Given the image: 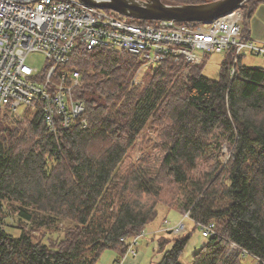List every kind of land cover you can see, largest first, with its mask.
Masks as SVG:
<instances>
[{
  "label": "trees",
  "instance_id": "trees-1",
  "mask_svg": "<svg viewBox=\"0 0 264 264\" xmlns=\"http://www.w3.org/2000/svg\"><path fill=\"white\" fill-rule=\"evenodd\" d=\"M262 3L240 6L246 38ZM234 50L218 79L169 55L137 82L139 55L77 46L67 66L81 72L74 95L85 102L87 127L55 134L41 104L0 117V264H96L106 250L122 260L161 201L179 204L196 225L215 222L191 264H246L245 255L264 264V67L242 53L231 78ZM214 140L229 142L226 162ZM201 161L207 169L197 176ZM13 214L18 235L7 230L17 225ZM189 238L159 237L155 264H181Z\"/></svg>",
  "mask_w": 264,
  "mask_h": 264
},
{
  "label": "built area",
  "instance_id": "built-area-1",
  "mask_svg": "<svg viewBox=\"0 0 264 264\" xmlns=\"http://www.w3.org/2000/svg\"><path fill=\"white\" fill-rule=\"evenodd\" d=\"M130 17L85 0H0V110L15 113L41 104L51 132L87 127L85 102L74 95L81 72L67 66L79 45L137 54L149 66H158L169 55L198 65L210 53L225 55L234 48L231 78L242 53L264 55V42L241 34L245 13L240 6L197 26L187 23L191 21ZM37 52L46 57L43 71L27 62ZM199 226L203 236L216 233L214 221ZM184 230L183 220L176 223V233ZM139 238L132 239L128 253Z\"/></svg>",
  "mask_w": 264,
  "mask_h": 264
},
{
  "label": "rangeland",
  "instance_id": "rangeland-1",
  "mask_svg": "<svg viewBox=\"0 0 264 264\" xmlns=\"http://www.w3.org/2000/svg\"><path fill=\"white\" fill-rule=\"evenodd\" d=\"M128 20L141 21V19H137L134 17L133 18L130 17L128 18ZM244 55H245L243 59L244 63L249 64V65L250 63L256 64V65H264V55H255L249 51H245ZM223 57L224 56L221 53L213 52L209 54L208 58L205 60L204 63L198 64V65L203 66L204 75H206L207 77L211 79H218L220 75V68H221ZM27 62L31 66L38 68L39 71H43L45 64H46V57L43 53H40V52L32 53L28 57ZM148 67L149 65L142 63L136 75L135 81L138 82L141 80L142 74L147 70ZM184 73L188 75L189 70L186 69ZM23 109L24 107H21L19 111L22 112ZM5 113H7V111L0 110V117L2 116L5 117L6 116ZM10 117H14V115ZM6 119H8V117H6ZM213 142H215V145H218L220 147V148H217V151L221 153V160L226 162L231 152V149L228 148V146H230L229 142L225 141L223 143H217L215 140ZM226 143H228V146ZM141 155H142L141 150L137 148L136 156L139 157ZM206 169L207 167H206L205 162L201 161L197 169V176H201L202 173ZM178 205L176 204L174 207L168 208L166 205H164V203H162V201L159 202L158 203V210H159L158 217L156 218V220L153 221V224H151L148 228L144 229L141 232L142 236L139 238L138 245L137 246L134 245L131 251L127 255L136 256L138 252L140 253V250L138 251V248H139V249H142L145 254L142 264H155L162 258L164 254L163 251L161 252L158 251V245H157L158 240L157 239L159 237H162V235L174 237V236H184V235L189 234L190 238L180 258V262L181 264H191L193 254L196 253L198 249L208 241V237L203 236L201 227L198 224L196 225L195 222H193V220L190 218V216L188 217L184 216L185 211L182 210V208ZM12 216L14 220L13 222L15 223L16 221L17 225L9 226V227L7 226V230H9V232L13 234L18 235L20 232V229L18 227V222L16 220L18 217L16 218L17 216L16 214H13ZM182 220L186 223V228H187L186 231L184 230L183 232H181L183 234L181 233L177 234L175 231H173L172 233L168 231V228H170V225L175 226L176 223ZM161 232H164V233H161ZM168 233L170 234L167 235ZM171 245L172 244H168L167 246L170 247ZM231 247H232V244H231ZM106 255H107V251L105 252L103 256V260ZM125 257L126 256H124L123 259H125ZM122 260H118L117 258L115 263L122 264L123 263ZM243 261L246 264H260L251 255H245L243 257Z\"/></svg>",
  "mask_w": 264,
  "mask_h": 264
},
{
  "label": "water",
  "instance_id": "water-1",
  "mask_svg": "<svg viewBox=\"0 0 264 264\" xmlns=\"http://www.w3.org/2000/svg\"><path fill=\"white\" fill-rule=\"evenodd\" d=\"M141 19H168L209 23L246 0H214L201 4H167L162 0H85Z\"/></svg>",
  "mask_w": 264,
  "mask_h": 264
},
{
  "label": "crops",
  "instance_id": "crops-1",
  "mask_svg": "<svg viewBox=\"0 0 264 264\" xmlns=\"http://www.w3.org/2000/svg\"><path fill=\"white\" fill-rule=\"evenodd\" d=\"M246 24L248 26L250 38L255 40L256 42H264V3L256 7V10L254 11V13L250 17L247 18ZM250 65L264 67V65H256L253 63H250ZM139 250H140V253L138 252L136 256H131V255L126 256L125 259L122 260L123 261L122 264H142L145 254L142 249L138 248V251ZM106 251H107V255L105 256L103 260V256ZM106 251L101 255L99 261L96 264L98 263L116 264L115 261L118 257L117 253L113 250H106Z\"/></svg>",
  "mask_w": 264,
  "mask_h": 264
}]
</instances>
